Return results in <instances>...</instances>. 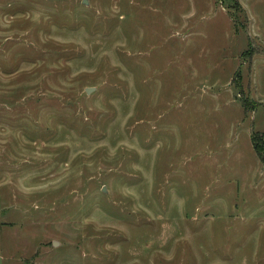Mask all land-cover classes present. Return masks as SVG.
Instances as JSON below:
<instances>
[{"label":"rangeland","instance_id":"rangeland-1","mask_svg":"<svg viewBox=\"0 0 264 264\" xmlns=\"http://www.w3.org/2000/svg\"><path fill=\"white\" fill-rule=\"evenodd\" d=\"M83 1L0 0V264H264V0Z\"/></svg>","mask_w":264,"mask_h":264},{"label":"trees","instance_id":"trees-1","mask_svg":"<svg viewBox=\"0 0 264 264\" xmlns=\"http://www.w3.org/2000/svg\"><path fill=\"white\" fill-rule=\"evenodd\" d=\"M253 144H254L255 150L257 151L259 156L261 158H264V148L261 145L260 139L253 137Z\"/></svg>","mask_w":264,"mask_h":264},{"label":"water","instance_id":"water-1","mask_svg":"<svg viewBox=\"0 0 264 264\" xmlns=\"http://www.w3.org/2000/svg\"><path fill=\"white\" fill-rule=\"evenodd\" d=\"M50 1H59V0H50ZM83 4H85V5L88 6V5H89L88 0H84V1H83ZM93 90H94L93 88H87V89H86V93H87V94H91V93L93 92ZM105 191H106V190L104 189V192H105Z\"/></svg>","mask_w":264,"mask_h":264}]
</instances>
